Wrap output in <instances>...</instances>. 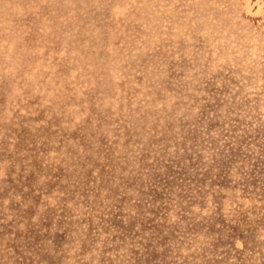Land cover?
Segmentation results:
<instances>
[{
	"label": "rangeland",
	"instance_id": "374dc122",
	"mask_svg": "<svg viewBox=\"0 0 264 264\" xmlns=\"http://www.w3.org/2000/svg\"><path fill=\"white\" fill-rule=\"evenodd\" d=\"M0 264H264V0H0Z\"/></svg>",
	"mask_w": 264,
	"mask_h": 264
}]
</instances>
